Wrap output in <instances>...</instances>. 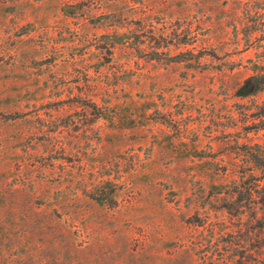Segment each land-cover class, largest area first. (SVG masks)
Here are the masks:
<instances>
[{"label":"rangeland","instance_id":"374dc122","mask_svg":"<svg viewBox=\"0 0 264 264\" xmlns=\"http://www.w3.org/2000/svg\"><path fill=\"white\" fill-rule=\"evenodd\" d=\"M263 166L264 0H0V264H242Z\"/></svg>","mask_w":264,"mask_h":264},{"label":"trees","instance_id":"16d2710c","mask_svg":"<svg viewBox=\"0 0 264 264\" xmlns=\"http://www.w3.org/2000/svg\"><path fill=\"white\" fill-rule=\"evenodd\" d=\"M263 180H264V175L260 177H253V176L247 178L242 177L240 180V184L238 186L241 188L236 189L238 190V196L235 197L233 199V202L229 204V205H237L240 207L242 206L240 205L241 202L245 200V205L249 209L247 211L249 212L250 215V218L248 219V224H253V227L256 228L255 235L261 236L259 239H257L258 241H256V244L254 245V249L247 248V252H246L247 256L245 257V259H243L242 264H264V181ZM259 208L261 211L258 210ZM238 213L239 211L237 210V207H235L234 215ZM253 232L251 235H253ZM254 252H257L258 260L255 257L251 258Z\"/></svg>","mask_w":264,"mask_h":264}]
</instances>
